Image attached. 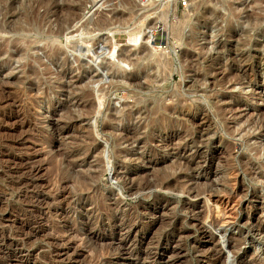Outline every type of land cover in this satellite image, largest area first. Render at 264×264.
Returning <instances> with one entry per match:
<instances>
[{"label": "rangeland", "instance_id": "obj_1", "mask_svg": "<svg viewBox=\"0 0 264 264\" xmlns=\"http://www.w3.org/2000/svg\"><path fill=\"white\" fill-rule=\"evenodd\" d=\"M74 1L63 36L50 24L38 37L0 31V48L19 42L24 54L0 56V264H211L212 249L216 264H264V23L253 26L263 0H224L214 13V0H175L170 22L193 5L194 29L177 40L160 26L157 43L144 31L157 58L111 60L97 43L124 77L85 51L91 5ZM135 2L106 0L96 26L156 16L157 1ZM115 39L129 47L125 34ZM31 165H41L35 176ZM35 206L52 211L36 232Z\"/></svg>", "mask_w": 264, "mask_h": 264}, {"label": "bare ground", "instance_id": "obj_2", "mask_svg": "<svg viewBox=\"0 0 264 264\" xmlns=\"http://www.w3.org/2000/svg\"><path fill=\"white\" fill-rule=\"evenodd\" d=\"M105 1L106 0H89V3L91 5V11L88 13V15H89L88 16V25L90 26V30H89L90 42L88 44V48H86L87 50H85V51L90 53V56H91L92 60H96L98 57L101 56L103 61H101L100 65L105 67V68H109L111 70V74L114 75V76H122V77H124L126 72L122 68L116 66L113 63L105 62L106 58H105L104 52L98 53L96 48H95L97 43L99 44L100 48H104V47L108 46L106 49L108 50V52H110L111 56L109 58L111 60H114L115 57H118V58H120V60L125 62V61H127V59H126L127 58V54L134 55V54H137V53H144V52H146L145 54H148L149 56H155L156 55V58H157L158 57L157 53H159V52H157V51L154 52L153 50L149 49L148 47H145L144 45L143 46L141 45L140 39H141L142 33L144 31H147V35H146L147 39H152V38H154V31L156 30V28L158 26L159 27L160 26H162V27L165 26V29L171 28L172 29L171 32L173 33V35L176 36L175 38H177V40H180L183 37V35H185L184 31H185L186 28L188 30L189 29L190 30L194 29V24H192V22L189 21V18L192 15L191 10H193V7H192L193 5L191 7H189L188 9H186V11L182 14V17H181V19L179 21H177L178 19H176V21H177L176 23H173V22L171 23L170 22V19H169L170 16L174 15L175 11H176L175 7H173V4H175V0H155L157 2H156V5L154 6L153 9L156 12V16H154L153 18H150L149 16H145V17L143 16L142 17V16H139V14L137 12L136 13L132 12L133 13L132 18L130 16L129 17H123L124 15L122 16L123 18H121V16L119 17L117 15L118 18H121V19L116 18L115 21H113V22L107 21L106 19L103 18L102 19L103 22L99 23V25L96 26V24H95L96 21L94 22V14L97 12V10H104L105 11V7L107 5V4L105 5ZM146 1L147 0H136V2H135V3H137L136 7H137V5H139L141 3L144 4ZM214 1H215V6H214L213 9L210 10L211 13L219 11L218 10L219 9L218 7L220 5L219 3H221V1H224V0H214ZM253 2H258V0L257 1L253 0ZM263 2H264V0H263ZM74 3H75L74 0H64L63 4H59L57 0H0V31L1 32H3V31L9 32V31L26 29V30L33 31V33L38 37L39 35L44 33L46 24H50V25H53V27H51V26L48 27V31L50 33H53V34H55L57 36H59V35L63 36L68 29L74 27V25H72V23L78 17L74 13L75 9H73V6H72ZM78 4H80V3H78ZM170 4H171V6H170ZM40 8H43V12L42 13L38 12V10ZM206 9L207 8H205V10H204L205 12L208 10V9L207 10ZM217 13H220V12H217ZM49 15H52L54 17V20H53L54 22L50 21V19L48 18ZM261 18H263V19H261V20L259 19L260 21L257 20L255 22V24H253V26H255V25L258 26L262 22L264 23V16H262ZM136 20H138L137 23L135 22ZM253 23H254V21H253ZM261 29L264 30V26ZM15 32H17V31H15ZM117 33H123V34H125L127 36V45H129V47L127 45H126L127 47H125L123 44L118 43L116 41L115 34H117ZM95 36H97L96 42H95ZM18 43L19 42H17L15 45H11V46L8 45V43L6 45H2L3 48L2 47L0 48V56L6 54L8 59L12 58V57L13 58L17 57L15 59L23 60V55H24L23 54V50L17 45ZM10 49H11V51H10ZM52 50H54V49H51L50 56H52L53 53L57 52V51L55 52V50L54 51H52ZM154 50H155V48H154ZM49 51H50V49H49ZM9 61H10V59H9ZM6 62L7 61H5V63ZM10 63H11V61H10ZM27 64H24L25 68L29 67V66H26ZM32 71H31V73H32ZM28 73H30V72H28ZM31 73L27 74V75L30 76ZM35 74H36V72H35ZM35 74H34V76H35ZM20 79H22V78H20ZM33 79L36 80V77L33 78ZM24 80L25 79H22V81H24ZM30 81H31V78H30ZM30 81H29V83H31ZM20 82H21V80H20ZM29 86H32V85H29ZM38 96H40V95H38ZM37 107H40V104L37 105ZM28 123H29L30 130H31L30 132L32 133V130L35 129L34 128V124H32L31 121H29ZM71 127H72V124H65L64 127L63 126H58V125H52V130L57 135H60V134H62L64 132H68L71 129ZM26 130L28 131V129H26ZM40 169H41V165H33V166L31 165L29 168L27 167V173L29 175H34L35 176L39 172ZM23 170H25V169L23 168ZM234 177H235L234 180H236V174H234ZM26 184L28 185V183H26ZM65 184H63V185H65ZM151 184L152 183L144 180L143 182H138V183L134 184L133 188H135V189H138V188L145 189L146 187L148 188ZM159 184L161 186H164V187H167V188L173 187L171 181L169 182V180L168 181H159ZM34 193L36 194V192H34ZM202 193L205 194V198L207 200L210 199V194H209L208 190L202 191ZM219 201H220V199H219ZM216 203H215L216 204L215 205L216 206V210L220 211V209H222L223 212H224V208L221 205V202L220 203L216 202ZM43 205H44V202H43ZM42 207H40V206L39 207H36V206L33 207V209L36 212V215L35 216H33V215L31 216L30 215L31 219H29V222H30L31 225L36 227V228H34L35 232H36V230L42 229L41 222L48 215V213L52 212L50 207H43V208ZM32 212H34V211H32ZM229 216H231V215H229ZM156 222H158V221H150L148 223V225L152 226ZM28 227L29 226L26 225L25 230H27ZM83 232L86 235V231H83ZM32 235H34V234H32ZM55 249H57V248H55ZM135 249H136V247H135ZM123 251H125V250H123ZM56 253H59V252H56ZM205 256L208 257V260H211V262H212L211 264H216V261H217L216 249H212L211 250V254L205 255ZM2 259L4 261L3 263L8 261V259H6V258L4 259L2 257ZM153 262H154V264H156L155 261H153Z\"/></svg>", "mask_w": 264, "mask_h": 264}, {"label": "built area", "instance_id": "obj_3", "mask_svg": "<svg viewBox=\"0 0 264 264\" xmlns=\"http://www.w3.org/2000/svg\"><path fill=\"white\" fill-rule=\"evenodd\" d=\"M177 2H178V6H180L182 8H184L188 5V0H178ZM161 29H163V28H161L159 26L156 28V30H161ZM165 39H166V35L164 37L163 33H162L161 38L158 40V42H159L158 45L161 47H163V46L165 47L166 46V40ZM154 40L156 41L155 33H154ZM156 43H157V41H156Z\"/></svg>", "mask_w": 264, "mask_h": 264}]
</instances>
